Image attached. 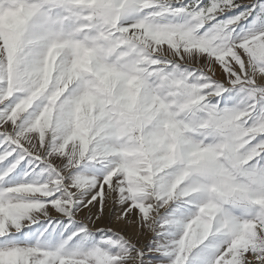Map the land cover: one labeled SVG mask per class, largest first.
Instances as JSON below:
<instances>
[{
  "label": "snow or ice",
  "instance_id": "1",
  "mask_svg": "<svg viewBox=\"0 0 264 264\" xmlns=\"http://www.w3.org/2000/svg\"><path fill=\"white\" fill-rule=\"evenodd\" d=\"M0 264H264V0H0Z\"/></svg>",
  "mask_w": 264,
  "mask_h": 264
}]
</instances>
